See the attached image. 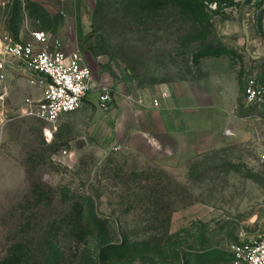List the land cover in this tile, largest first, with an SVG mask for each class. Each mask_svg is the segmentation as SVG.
I'll list each match as a JSON object with an SVG mask.
<instances>
[{"label": "rangeland", "instance_id": "1", "mask_svg": "<svg viewBox=\"0 0 264 264\" xmlns=\"http://www.w3.org/2000/svg\"><path fill=\"white\" fill-rule=\"evenodd\" d=\"M35 28L80 51L92 81L82 106L55 124L37 118L10 130L0 153V264H48L49 239L77 264L100 234L103 243L128 234L140 247L154 234L159 246L148 260L102 264H230L232 245L264 228V110L246 98L251 79L264 84V0H0V36L28 39ZM11 75L0 84H41ZM180 80L213 91L219 106L236 86V103L207 110L211 129L182 152L154 151L139 134L123 141L135 112L128 105L124 117L122 101L143 107L155 84ZM83 206L93 228L81 225Z\"/></svg>", "mask_w": 264, "mask_h": 264}, {"label": "crops", "instance_id": "2", "mask_svg": "<svg viewBox=\"0 0 264 264\" xmlns=\"http://www.w3.org/2000/svg\"><path fill=\"white\" fill-rule=\"evenodd\" d=\"M8 68L10 69V66L7 70ZM14 71L27 73L30 76L22 65L17 64V66H12L8 73L6 71L4 80H13L11 74ZM15 83L18 84H0V153L4 151V145H7L8 141L12 142L11 129H24L25 126L30 125L32 120L40 123V120H37L38 116L24 112L26 104L23 103V96H31L34 99L41 96L40 85L29 84L25 80H16ZM198 83L204 84L201 81ZM191 84L189 80L155 84L154 100H159L157 105L146 99L141 101L144 106L139 107L136 98L131 101L124 99L121 103L122 115L127 117L128 105H131V109L135 112V122L134 125L126 126L127 132L122 140L130 142L134 134H139L150 148L166 155L177 151L182 152L186 147L198 143L199 141H191V138L206 134L211 129L213 120L206 114L207 110L231 112L238 92L235 86L231 94L223 93L220 96L221 99L223 98V105L219 106L216 105L215 98H212L213 91L207 92L205 89L202 92L197 91L192 88ZM222 84H238V82ZM162 91H165L168 96L162 97ZM39 129H42L43 135L46 136V125L39 126ZM227 130V132L231 131Z\"/></svg>", "mask_w": 264, "mask_h": 264}, {"label": "built area", "instance_id": "3", "mask_svg": "<svg viewBox=\"0 0 264 264\" xmlns=\"http://www.w3.org/2000/svg\"><path fill=\"white\" fill-rule=\"evenodd\" d=\"M10 60H16L29 72L31 83H41V96L25 99L24 112L27 114L53 125L63 114L82 106L92 81L91 68L80 51H64L51 44L46 29L31 30L28 39L16 38L9 33L0 36V83L6 77ZM167 96L162 91V97ZM246 98L264 110V84H256L251 79ZM111 100L109 89H99L98 102L102 107H108ZM154 104H159V100L155 99ZM231 254L230 264H264V228L233 244Z\"/></svg>", "mask_w": 264, "mask_h": 264}, {"label": "trees", "instance_id": "4", "mask_svg": "<svg viewBox=\"0 0 264 264\" xmlns=\"http://www.w3.org/2000/svg\"><path fill=\"white\" fill-rule=\"evenodd\" d=\"M155 206L160 207L161 211L167 213V211H171L170 209H165L162 208L160 203L155 204ZM88 210L86 207L81 208V221L83 226H86L87 228H93L92 225V220L94 218L90 217L88 214ZM170 218V217H169ZM97 220V219H95ZM168 216H167V221H168ZM83 230H81L80 234L82 233ZM108 233V232H107ZM104 234L106 235V231H104ZM109 234V233H108ZM98 238V243H97V249L95 254L89 253L88 250L82 253L79 259H77L75 262L77 264H102L107 260L110 263H116L118 260L121 261H132L136 259H143V260H148L151 259L154 256L155 249H157L156 246L154 247V234H150L147 237V243L145 247H140L138 244L137 240H134L131 238L128 234H125L124 236L121 237L118 241L112 240L109 238L106 242H102V235L100 234ZM48 248H49V253L47 257V263L48 264H70L67 260L68 258H65L64 252L60 250L57 246L53 245V242L51 239L48 240ZM67 259V260H66ZM27 259V263H28ZM13 264H19L18 259L13 261ZM29 264V263H28ZM74 264V263H73Z\"/></svg>", "mask_w": 264, "mask_h": 264}]
</instances>
